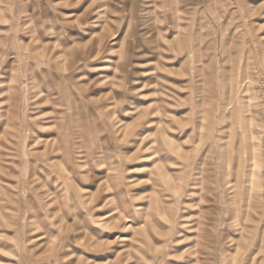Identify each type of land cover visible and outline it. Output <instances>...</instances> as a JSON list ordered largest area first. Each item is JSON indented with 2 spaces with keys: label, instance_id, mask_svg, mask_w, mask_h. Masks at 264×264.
Listing matches in <instances>:
<instances>
[{
  "label": "rangeland",
  "instance_id": "rangeland-1",
  "mask_svg": "<svg viewBox=\"0 0 264 264\" xmlns=\"http://www.w3.org/2000/svg\"><path fill=\"white\" fill-rule=\"evenodd\" d=\"M0 264H264V0H0Z\"/></svg>",
  "mask_w": 264,
  "mask_h": 264
}]
</instances>
